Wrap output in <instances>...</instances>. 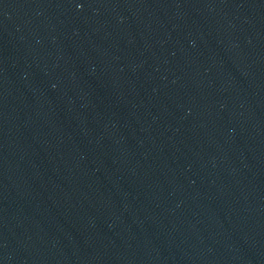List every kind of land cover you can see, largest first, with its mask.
<instances>
[{"label": "water", "instance_id": "obj_1", "mask_svg": "<svg viewBox=\"0 0 264 264\" xmlns=\"http://www.w3.org/2000/svg\"><path fill=\"white\" fill-rule=\"evenodd\" d=\"M0 264H264V0H0Z\"/></svg>", "mask_w": 264, "mask_h": 264}]
</instances>
